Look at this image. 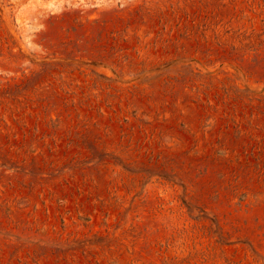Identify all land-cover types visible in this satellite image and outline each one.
Masks as SVG:
<instances>
[{"label": "rangeland", "instance_id": "rangeland-1", "mask_svg": "<svg viewBox=\"0 0 264 264\" xmlns=\"http://www.w3.org/2000/svg\"><path fill=\"white\" fill-rule=\"evenodd\" d=\"M0 264H264V0H0Z\"/></svg>", "mask_w": 264, "mask_h": 264}]
</instances>
